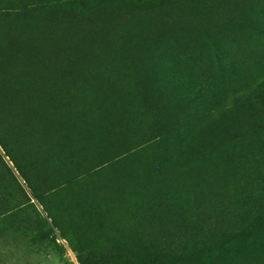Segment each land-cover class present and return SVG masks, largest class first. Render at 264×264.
Returning a JSON list of instances; mask_svg holds the SVG:
<instances>
[{
	"label": "rangeland",
	"instance_id": "obj_1",
	"mask_svg": "<svg viewBox=\"0 0 264 264\" xmlns=\"http://www.w3.org/2000/svg\"><path fill=\"white\" fill-rule=\"evenodd\" d=\"M264 0H0V264H264Z\"/></svg>",
	"mask_w": 264,
	"mask_h": 264
},
{
	"label": "trees",
	"instance_id": "obj_2",
	"mask_svg": "<svg viewBox=\"0 0 264 264\" xmlns=\"http://www.w3.org/2000/svg\"><path fill=\"white\" fill-rule=\"evenodd\" d=\"M259 191H260V194H264V186H260V188H259Z\"/></svg>",
	"mask_w": 264,
	"mask_h": 264
}]
</instances>
